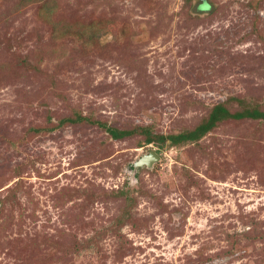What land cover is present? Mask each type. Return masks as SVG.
<instances>
[{"label":"rangeland","instance_id":"1","mask_svg":"<svg viewBox=\"0 0 264 264\" xmlns=\"http://www.w3.org/2000/svg\"><path fill=\"white\" fill-rule=\"evenodd\" d=\"M28 1L0 0V264H264V119L137 170L140 136L55 129L264 111V0Z\"/></svg>","mask_w":264,"mask_h":264},{"label":"trees","instance_id":"2","mask_svg":"<svg viewBox=\"0 0 264 264\" xmlns=\"http://www.w3.org/2000/svg\"><path fill=\"white\" fill-rule=\"evenodd\" d=\"M28 1V0H26ZM30 2V1H28ZM53 9L50 13L46 15V19L50 16ZM69 26L63 27L68 28ZM66 31V30H65ZM97 32L96 26L89 29H76L70 32V35H73L78 40H90ZM66 33V32H65ZM67 34V33H66ZM225 119H264V111H260L258 108H244L242 111L231 113L223 104H218L214 106L208 116V118L198 125L195 129L191 131H184L174 134H158L154 132L153 125H144V126H131L125 127L122 129L116 128L115 126H110L106 122H102L91 117L82 116L80 113H76L74 117H66L59 120L55 129H60L66 124H74L82 121H86L89 124L97 125L102 128L110 137L114 140H122L127 137L140 136L142 141L141 145L146 146L147 148H156L155 153H160L164 148L170 147H180L183 144L190 142H196L205 136L209 131L217 126V124ZM55 130L51 128L50 130ZM122 195L129 198L128 192H121ZM129 204L133 205L132 199L129 200ZM127 215V212H124ZM123 213V214H124ZM123 216L117 219L116 224L122 226L124 223Z\"/></svg>","mask_w":264,"mask_h":264},{"label":"water","instance_id":"3","mask_svg":"<svg viewBox=\"0 0 264 264\" xmlns=\"http://www.w3.org/2000/svg\"><path fill=\"white\" fill-rule=\"evenodd\" d=\"M160 160L159 156L157 153L154 151L149 152L147 155L142 156L137 162L134 163L133 169L137 170L138 167L141 166H147V167H152V165L155 162H158Z\"/></svg>","mask_w":264,"mask_h":264}]
</instances>
